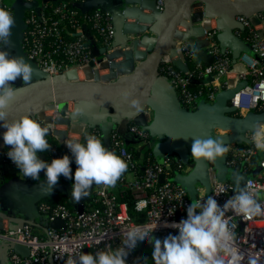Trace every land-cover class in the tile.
<instances>
[{
    "label": "built area",
    "instance_id": "2783aa9c",
    "mask_svg": "<svg viewBox=\"0 0 264 264\" xmlns=\"http://www.w3.org/2000/svg\"><path fill=\"white\" fill-rule=\"evenodd\" d=\"M12 1L16 0H0V8H5L13 15ZM39 1L40 4L25 10V29L21 43L27 56L51 77L66 73L70 78L78 79L77 76L86 67L96 69L107 61L92 53L87 30L93 32L99 46L107 48L106 55H114L118 49H122L120 54L126 53V48L115 44L116 29L111 11L101 8L84 11L82 5L86 0ZM155 3L156 10L161 12L165 0H155ZM197 5L204 3L197 2L192 6L191 19L179 25L175 44L172 50L164 55L162 61L170 74L163 76L174 87L182 106L194 110L203 98L212 102L221 90L236 89L230 104L237 115L242 116L253 110H264V12L251 17L236 16L240 27L233 31L240 37L242 28L249 30V35L244 41L250 49L241 51L238 57L233 58V50L223 48L217 39L221 31L219 17H206L204 12L200 15L195 9ZM197 27L202 29L201 35H191L190 33ZM186 34L195 37L200 47L213 55L211 63L202 61L190 64L195 50L188 43ZM2 45L3 42H0V47ZM91 61L95 62L94 67L90 66ZM176 62L187 68L178 67ZM173 65H176L177 69L172 68ZM191 82L197 83L198 87L191 88L189 85ZM73 105V102H69L70 107ZM53 107L60 113L59 119L48 120L41 117L45 112L47 115L53 112L49 110ZM53 107L48 106L37 115L36 120L41 117L43 124L57 136V140L63 142L64 147H67L65 144L67 140L73 139L76 125L82 126V136L88 129L93 128L83 121L70 120L68 116L70 107L65 113H62L58 104H53ZM128 121L131 132L137 134L141 141H149V133L146 130L135 124L133 118ZM60 129H64L61 135L58 134L62 131ZM252 133L253 130L246 133L247 143L227 146L229 151L226 153L225 164L232 170L240 168L246 174L248 168L245 166L251 162L253 156H259L257 172L246 176L241 185H238L234 180L219 178L214 166H209V192H200L196 188L195 196H191L188 189L181 184L168 181L171 173L168 155L148 165L143 173L139 174L135 169L134 155L128 149L126 140L117 126L110 131V137L120 156L130 167L119 180L131 191L136 200V210L145 213L147 220L135 221L128 211L126 202L118 200L114 187L94 184L98 206L93 209L72 212L64 204L51 205L40 201L36 206L37 215L28 221L16 222L0 217V247L7 248L8 258L12 264H66L69 256L74 257L83 253L85 249L92 254L116 249L121 246L124 233L133 226L156 228L153 236L161 240L169 234L178 235V230L170 225L187 218V208L193 201H204L208 196H213L218 204L223 206L240 188L250 186L258 196L261 195L260 202L264 205V152L255 148L251 139ZM94 135L98 137V134ZM9 150L10 146L5 145L0 156L5 163L16 167L7 156ZM51 151L58 153L56 148L51 147ZM62 157L57 155V158ZM70 167H73L72 162ZM161 176L164 177V182L160 181ZM25 178L29 183L36 181ZM220 188L224 191L216 196ZM57 217L65 220L67 226L65 230L50 226V222ZM39 218H45L47 225L40 224ZM226 218H230L229 227L236 234V244L245 254L243 264H247L248 254L256 255L259 264H264V215L245 219L228 211ZM6 219L11 224L5 225ZM14 244L27 247L29 255L23 256L15 252L12 248ZM147 246L151 251L141 253L142 261L152 257L154 246L147 241L138 242L137 247L127 256V264H134L136 251L140 249L139 247L143 249ZM152 264H155L154 260Z\"/></svg>",
    "mask_w": 264,
    "mask_h": 264
},
{
    "label": "water",
    "instance_id": "95a60500",
    "mask_svg": "<svg viewBox=\"0 0 264 264\" xmlns=\"http://www.w3.org/2000/svg\"><path fill=\"white\" fill-rule=\"evenodd\" d=\"M98 1L99 0H86L82 5V9L88 11L94 8H100L94 6L99 4ZM125 1L127 6L119 22L112 12L116 29L115 44L119 45L121 48L129 49V44L132 43V48L135 49L137 42H139L141 45L147 46V52L144 57L138 61L131 74L127 73L125 76H119V78L117 77L109 82L108 80L97 78L84 80L73 79L66 73L51 77L41 70L40 67L27 56L21 43L25 29V10L40 4V1L26 2L16 0L11 2L16 25L12 29V34L9 38L10 43L5 44V46H10V48L20 51L24 59L30 63L36 71L31 83H22L14 86L20 89L16 93L15 98L10 102L8 109L9 120L19 119L24 115L36 119L37 115L53 104H58L62 113H65L69 111V102H73V107H75V109L68 112L70 120H79L91 125L93 122H99L108 117H120V126L126 129L128 120L130 118L136 120V116L147 106L155 112L156 123L158 125L163 121L171 119L176 124V129H178L184 122L193 119L198 121L203 116L210 118L212 127H214L221 122L222 115L218 114L221 108L228 112L234 110L232 106L228 108L225 107V109L224 106L226 102L231 99L236 89L221 90L216 96L215 101L217 102L214 105L202 102L199 103L194 110L184 108L170 81L160 73V67L164 55L169 53L175 44V37L179 25L185 20L191 19V10L195 3H204L205 16L219 17V27L221 31L218 38L223 45H230L233 50V55L236 58L241 51L250 49L249 45L233 31L235 28L240 27V22L236 19V16L242 15L251 17L264 12V0H165L164 9L161 12L156 10L155 0ZM131 5L135 7H130ZM143 8H147L151 13L145 15ZM128 18H135L136 23L134 26H132L130 22L127 23ZM145 31L153 33L154 37L150 40L151 42H147V40L144 39ZM199 32L202 33V29L197 27L193 29V32L190 34L197 36ZM193 36L186 34L188 43L204 62L211 63L213 55L208 54L206 49L201 48L197 39ZM90 45L92 53L97 57L103 56L107 52V48L98 46L94 39H90ZM175 64L182 69L187 68L179 62ZM90 66L94 67L95 62L91 61ZM126 92L129 93L127 99H125L124 96ZM131 99L140 100L141 111H137L131 106ZM261 119L262 117H259L257 121ZM2 123L3 122H0V153L5 146L3 133L6 129L2 127ZM87 131H89V129ZM65 149L67 152H70L67 147ZM41 173L44 177V181L39 184L33 183L30 186L34 191L38 190V192L36 191L35 193H39V191L44 192V187L46 186L43 184L46 183L44 171L42 170ZM226 179H232V176L229 175ZM160 181L164 182L163 176L160 177ZM234 181L237 183V180L234 179ZM72 185L73 183L62 182L59 177L56 187L59 192H63L69 196L71 195ZM184 187L188 189L191 196H195L196 188L194 185L190 184ZM53 196L54 190L49 194H41L36 197L32 203L31 217L34 218L37 215L36 206L38 202L44 198ZM258 198L260 201L261 195H259ZM76 210L82 211L83 207L81 205L77 206ZM8 215L9 213L0 212V217L9 218L11 221L18 222L29 220L27 218L11 219ZM50 226L63 230L67 228L65 220L59 217L53 219L50 222ZM12 248L15 252L23 256L29 255V249L25 246L14 244ZM84 252L88 253V250L85 249Z\"/></svg>",
    "mask_w": 264,
    "mask_h": 264
},
{
    "label": "clouds",
    "instance_id": "9594fccd",
    "mask_svg": "<svg viewBox=\"0 0 264 264\" xmlns=\"http://www.w3.org/2000/svg\"><path fill=\"white\" fill-rule=\"evenodd\" d=\"M15 25L12 13L0 8V42L4 45L10 43ZM35 71L22 56L10 57L8 51L0 50V122L6 129L3 141L6 146H10L7 153L9 159L24 177L36 181L43 170L46 177V183L43 184L47 192H51L60 176L73 179L70 157L64 155L52 159L50 163L41 159L37 154L51 149L46 138L49 128L28 115L8 119L10 102L20 89L11 86L10 82L22 77L24 84H29ZM124 96L127 99L129 93H124ZM130 104L137 111L142 110L139 99H131ZM253 129L252 142L258 151L264 152V121L257 122ZM192 139L191 156L197 160L203 158L215 161L229 151L223 141L211 137ZM65 144L77 165L71 191L72 198L77 202L89 196L94 184L114 187L128 169L127 162L106 148L94 134L85 132L83 143L67 140ZM223 191L220 188L216 196ZM228 211L251 219L264 215V205L250 186L240 188L223 206L213 196H208L204 201H193L187 208V218L170 225L178 230V235L169 234L161 240L153 236L156 228L133 226L124 233L121 246L116 249L69 256L66 264H127L129 253L137 247L138 242L145 241L154 246L152 258L155 264H243L245 254L238 248L236 234L229 227L230 218H226ZM247 264H259L256 255L248 254Z\"/></svg>",
    "mask_w": 264,
    "mask_h": 264
},
{
    "label": "crops",
    "instance_id": "0c3cea01",
    "mask_svg": "<svg viewBox=\"0 0 264 264\" xmlns=\"http://www.w3.org/2000/svg\"><path fill=\"white\" fill-rule=\"evenodd\" d=\"M98 2L99 4H96L94 6L100 7L101 9H105V10L109 9V11L111 10V12H113L114 15L117 17L118 22L120 21L122 17V13L127 6L125 0H101V1L99 0ZM136 6H140V5H136ZM143 12L145 15L151 13V11L148 10L147 8H143ZM129 22L131 23L132 26H134L136 20L135 18H130V19L128 18L127 23ZM86 33L89 37V41L90 39H94V40L96 39L93 32H91L90 30H87ZM153 37L154 35L152 32L150 31L144 32V39L147 40V42L150 41ZM242 40L244 41V39ZM218 41L223 48H231L230 45L228 44L223 45L220 42V40ZM144 46L146 47V50H144L145 49ZM136 49L137 48L132 50L135 52V54L137 53L136 61H139L146 54L147 46L142 44L138 49L139 51H137ZM0 50L8 51L10 57H20V56L23 57V54L20 51L12 49L10 48V46L3 45ZM126 50H127L126 54L128 51H130L129 56L130 58H132V54H131L132 50L130 48ZM127 66L128 64L123 67V70H121L122 68H120L118 72L122 73L125 70L124 68L126 69L129 68L127 71L125 70L128 74L130 72H133L134 68L132 67V65L129 67ZM104 74H106V72H104ZM22 83H24L22 77H18L15 81L10 82L11 86L13 87ZM202 102H206L207 104L214 105L216 104L217 101L210 102L207 101L205 98H203L202 100H200V103ZM229 106H231L230 100L226 102L224 109L225 107L228 108ZM49 110L53 111L50 112L51 114L49 113V115H52V113H58V111H55L54 108H49ZM71 110H73V108ZM59 114L60 113H58V115ZM218 114L222 115L221 122L214 126L213 132L212 134H210V136H212L211 138L213 139L223 141V143L226 146L230 144L247 143L248 139L246 137V133L249 130H254L253 125H255L257 122L264 121L263 118L264 110L262 111L253 110L241 116V115H237L235 110L234 113L232 114L231 112H228L221 108ZM41 115L40 116L42 118H47L48 120L53 119L51 116L47 115L46 112ZM41 117L37 119L41 123V125H44L41 120ZM259 117H262V119L257 121ZM59 118L60 116L56 119ZM136 118H137L136 120L133 119V122L149 133V141H144V142L140 141L143 142V145L142 148L139 149H145L147 147L151 148L157 160H162L165 157V155L169 154L170 151L177 153L181 157L185 165H183V167L181 168V172L177 175V179L179 181V184H181L183 187L191 184L194 185L195 188H198L200 192L208 193L209 188L205 184L206 183L205 179L206 176L208 175L207 170L209 166H214L221 175H225L226 177L231 175L232 176L231 180H234L233 177L235 175V171L232 169H228V170L225 169L224 156L218 157L215 161L206 160L203 158L197 160L191 156V150L188 152V154H186L185 157L184 154L178 148L171 149L170 147H175L173 145L177 143V140L173 139V132H172L173 128L175 129L176 124L171 119L163 121L161 122L160 125H158L156 123L155 112L147 106L136 116ZM120 121H121L120 117H112V118L108 117L105 120H100L99 122H93L91 123V125L90 124L88 125L90 127L99 126V128L102 131L110 133V131L113 128L120 126ZM129 123L130 122L128 121V124ZM181 126L182 125H180L179 129H181ZM192 127L193 126L191 125L189 126L187 125V127H184V130L187 131L186 128H192ZM81 129H82L81 125H76V131L73 133L74 137L72 140H79L80 142L82 141L83 136L81 133ZM60 130L62 131L58 132L59 135H61L62 132H64V129H60ZM199 131H203L202 127L199 128ZM49 133H51L53 137L56 139L57 136L54 135L53 132L50 131ZM200 134L202 133L200 132ZM57 141L59 144L63 145V142L59 140ZM40 158L49 162L44 157H40ZM40 174H41L40 179L35 181L34 184L35 183L39 184L44 181V177L41 172ZM60 179L62 180V182H64V180L61 177ZM32 184L33 183H29L26 180L23 173H21L18 168L5 163L0 156V212L9 213L8 217H10L11 219L32 218L31 217L32 203L34 202L35 198L40 196L41 194L46 195L50 193L47 192L46 186L44 187V192L39 191V193H35L36 191L38 192V190L34 191L33 189H31L30 186ZM199 184H204V185L202 186V188H200ZM56 185L53 188L54 192L58 191ZM4 224L9 225L11 223L9 222V220L6 219V221H4ZM0 264H12L8 258V251L5 246L0 247Z\"/></svg>",
    "mask_w": 264,
    "mask_h": 264
},
{
    "label": "trees",
    "instance_id": "16d2710c",
    "mask_svg": "<svg viewBox=\"0 0 264 264\" xmlns=\"http://www.w3.org/2000/svg\"><path fill=\"white\" fill-rule=\"evenodd\" d=\"M248 35H249V30L247 28H242L241 32H240V37L242 39H246L248 37ZM217 39H218V37H217ZM193 54H194V57L190 59L191 65H193L194 62H202L203 61L196 52H194ZM101 57L102 56H100V58ZM232 57L234 58L235 56L232 55ZM172 68L177 69V66L173 65ZM160 73L162 75H165V76L170 75V74H168L169 71L164 64H162L160 67ZM189 85L191 88L198 87V84L194 83V82H191ZM231 113L233 114L234 110L231 111ZM119 128H120V131L126 140L128 149L133 153L134 159L136 160L135 169L139 174H142L144 169L148 165L155 163L157 161V159H156L151 148L147 147L145 149H137L135 147V144L137 142H140L141 139L137 134L130 131L129 126H127L126 129L121 128V126H119ZM86 132L89 134H93V133L98 134V138L101 139L104 146L106 148H108L109 150L115 152L118 156H120L118 149L113 145V142H112L111 137H110V133L102 131L99 128V126H95L91 130L86 131ZM84 134H83L82 141H81L82 143L84 142ZM46 138L49 141L51 147L56 148L58 153H54L50 149L48 152L38 153L37 155L39 157H44L46 160L49 161V163L51 162L52 159L57 158V155H60V156L68 155L72 161V164H73V167L71 168L72 174H73V179H68V178H65L64 176H60V177L66 183H74V173H75V170L77 168V165L75 164L74 158H72L71 152H67L65 147L63 145L59 144L58 141L53 137V135L51 133H49V135ZM167 155L171 161V173H170V176L168 178V181L179 184V181L177 179V175L181 172V168L185 164H184L183 160L181 159V157L177 153L172 152V153H169ZM258 158H259V156H253L251 162L245 166L246 168H248L246 174H244L240 168L236 169V170H238L239 175H240L239 185H241V182H243V179L246 176L254 175L257 172V160H258ZM128 170H130L129 165H128L127 171ZM39 175L41 176V174H39ZM114 191L117 194L118 200L126 202V204L128 206V211L135 221L145 222L147 220V216L145 213H141V212H138L136 210V200L133 197V194L131 193V191L127 187H125L122 184V182L120 180H118L116 185L114 186ZM96 199H97V196H96V193L94 191V186H92V188L90 189L89 196L86 198H82L79 202L75 201L71 195L68 196L65 193L59 192V191L54 192L53 197H47V198L42 199L41 201H45L51 205L64 204L70 209V211L74 212L76 210V207L80 206V205L83 207V210H90V209L95 208L96 206H98ZM39 219L38 220L41 222L40 224H42V225L46 224L45 218H43V219L39 218ZM139 248L140 249H138L136 251V254L134 256V264H140L142 262V257H141L142 252H144V253L149 252V246H147V248H143V249H141L142 247H139Z\"/></svg>",
    "mask_w": 264,
    "mask_h": 264
},
{
    "label": "rangeland",
    "instance_id": "374dc122",
    "mask_svg": "<svg viewBox=\"0 0 264 264\" xmlns=\"http://www.w3.org/2000/svg\"><path fill=\"white\" fill-rule=\"evenodd\" d=\"M195 9L199 11L200 15L203 12L205 13V5H197ZM129 47H130L131 50L133 49L132 48V43L129 44ZM120 50H122V49H118L117 52L120 53ZM144 50H146V47H145ZM131 54H132V58H130V56L127 55L126 53L119 54V55H115V54L114 55H111V54L110 55H106V54L103 55L101 58L102 59L105 58V60L109 61L110 63H114V66L112 65L111 67H109L107 70H105L106 74L102 73L101 75L104 74L103 76H104V78H106V80H108V82L112 81L113 79H116L117 77L119 78V76L120 77L122 75L125 76V74H127L126 71L129 68L128 69L124 68L126 71L124 70L122 73L118 72L120 70V68H122L121 70H123V67L125 65H127V64H128L127 67L132 65V67L134 68L137 65V63H138V61H136L137 53L135 54V52L132 50ZM128 56H129V58H128ZM115 63L117 64V67H115ZM99 75L100 74L98 72V73L92 75V78L93 77H94V79L95 78H99ZM81 79H83V78H81ZM71 107H73V106H71ZM50 116L53 119H56V118L59 117L58 113H52V115H50ZM187 125L188 126L191 125L193 127L192 128H186L187 129V131H186V130H184V127H187ZM200 127H202L203 131H199ZM213 129H214V127H212V123L210 122V118L204 117V116L198 121H196V119H193V120H190L188 122H184L182 124V126H181V129H179V128L176 129V127H175V129L173 128V131H172L173 132V139H176L177 143L175 145H173L175 147H170V148L171 149L178 148L184 154V156L186 157V154H188V152L191 150V146H192L191 144L193 142L192 138L196 137V138H200V139H202V138L203 139H208V138L212 137V136H210V133L212 134ZM200 132L202 134H200ZM142 145H143V142H137L135 144V147L137 149H139V148H142ZM171 152L172 151H170L169 153H171ZM163 155H165V154H163ZM224 158H225V155H224ZM224 166H225L226 169H229L225 165V159H224ZM216 171H217V169H216ZM234 171H235L234 179L237 180V184L239 185V181H240L239 172H238V170H234ZM217 174H218L219 178L226 179V176L219 174L218 171H217ZM205 180H206L205 184L209 188V185H210V174H209V171H208V175L206 176ZM203 185L204 184H199V187L202 188ZM39 231H40V229H39ZM150 251H151V249H149V252ZM152 263H153V259L150 256L146 261H142L141 264H152Z\"/></svg>",
    "mask_w": 264,
    "mask_h": 264
},
{
    "label": "bare ground",
    "instance_id": "6f19581e",
    "mask_svg": "<svg viewBox=\"0 0 264 264\" xmlns=\"http://www.w3.org/2000/svg\"><path fill=\"white\" fill-rule=\"evenodd\" d=\"M198 35H201L200 34V32H199V34ZM140 43L139 42H137V44H136V50L137 51H139L138 49H139V47H140ZM129 53H130V51H128L127 52V55H129ZM115 55H119L120 53L119 52H115L114 53ZM114 66V63H110L109 61H105L102 65H101V67H98V68H96V69H94V68H88V67H86L84 70H82L81 71V73H80V75L79 76H77L78 77V79H80V80H84V79H94V77L92 78V75H94V74H96V73H98L99 72V78H97V79H105L106 80V78H104V74L103 75H101L102 73H104L105 72V70H107L109 67H111V66ZM115 67H117V64L115 63ZM103 68V69H102ZM134 71V70H133ZM132 72H130L129 74H131ZM81 78H83V79H81ZM51 107H53V105H50ZM69 106V105H68ZM70 107V106H69ZM54 108V107H53ZM71 109L73 108V110L75 109V107H70Z\"/></svg>",
    "mask_w": 264,
    "mask_h": 264
}]
</instances>
